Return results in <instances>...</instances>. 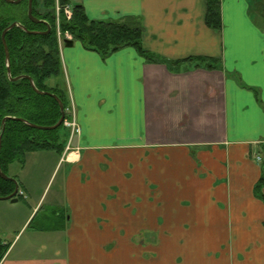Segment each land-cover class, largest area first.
Masks as SVG:
<instances>
[{"label": "crops", "instance_id": "obj_1", "mask_svg": "<svg viewBox=\"0 0 264 264\" xmlns=\"http://www.w3.org/2000/svg\"><path fill=\"white\" fill-rule=\"evenodd\" d=\"M68 1L91 20L136 17L152 55L217 59V68L172 71L133 47L102 57L60 45L79 133L43 181L28 172L37 152L21 170L8 165L28 214L0 228L10 244L0 264H264V201L254 193L264 174V24L252 17L264 0H221L219 31L205 24V0ZM57 203L69 212L61 247L50 245L49 212L32 227L45 251L16 249L35 210L32 220ZM141 229L155 235L152 259L131 256L120 235Z\"/></svg>", "mask_w": 264, "mask_h": 264}, {"label": "trees", "instance_id": "obj_2", "mask_svg": "<svg viewBox=\"0 0 264 264\" xmlns=\"http://www.w3.org/2000/svg\"><path fill=\"white\" fill-rule=\"evenodd\" d=\"M205 24L212 30L222 28L221 0H205ZM61 7L71 5L68 0H58ZM38 6V9L34 8ZM71 17L66 19L63 12L58 13V28L78 42L84 49L96 52L102 57L124 47H133L147 62L165 63L172 71H178L185 62L203 64L208 69H215L217 59L187 58L181 61H166L145 51L142 47L143 26L136 17L122 20H91L81 4H72ZM27 0L19 4H8L0 0V34L11 23L17 22L28 31L45 30L43 25H35L26 15ZM258 12L264 24V5L258 6ZM33 15L47 22L50 30L45 35L27 34L20 28H13L5 35L9 54L10 78L29 76L37 90L49 92L58 97L64 110L69 105L64 69L60 57V45L56 35L55 0H34ZM55 79L50 86L47 81ZM7 119L4 124L3 119ZM13 118L24 119L38 126H53L60 118L57 101L46 95L35 93L28 80L10 81L7 75L4 49L0 39V167L7 174L8 165L15 161L20 164L28 153L51 151L61 154L65 148L66 129L61 125L56 130H37L28 127ZM9 176V175H8ZM264 174L255 185L254 193L264 201L262 188ZM14 185L9 180L0 178V198L10 195ZM10 244L0 238V262L5 257Z\"/></svg>", "mask_w": 264, "mask_h": 264}, {"label": "rangeland", "instance_id": "obj_3", "mask_svg": "<svg viewBox=\"0 0 264 264\" xmlns=\"http://www.w3.org/2000/svg\"><path fill=\"white\" fill-rule=\"evenodd\" d=\"M252 17L257 22V23L255 22V24L259 28L263 29L261 27L262 18L260 14L259 15L256 14L255 16L253 13ZM54 82H55V79H50L47 81V83L50 86H52ZM66 90H67L68 99H69V105L67 106L68 108L71 105V99H70V91L67 86V83H66ZM67 140H68V136L66 135L64 143H66ZM27 157H28V160H26V157L24 160H26L27 162L28 172L32 175V177L37 176L38 181H43L44 178H48V175L50 174L51 165L56 161V159L58 158V155L51 151H44V152H37L35 154H29ZM37 159L40 161L35 162V160ZM12 164H13V167H15L17 170H21L20 167L22 164H20L18 161L13 162ZM55 175L56 173L54 174V177ZM54 177L50 181V187H51L50 194L58 186L61 173L57 174L55 180H54ZM56 206L58 208H55V209H52V207L50 206V211L49 209H40L37 218L32 220L33 216L35 215L38 209L35 210L32 217L29 219V221L26 224V227H27V225L30 223V227L27 228L25 232L23 230L18 235L17 239L14 241V244H15V242L20 237L16 245V249H19L20 247L24 245L29 246V244L30 245L32 244L35 248V251H32V252L38 253L40 251L42 252L45 251L43 248L44 246L38 245L39 241L33 238L34 229L32 227H34L35 224L39 222L40 218L43 215H46L49 212H50V221L49 222L44 221L43 223L46 226H48V228H50V245H52V247H55V245L57 244L59 247H61L59 245L58 240H61V238H63L62 240L63 243L65 241V235H66L65 224L67 223L69 212L67 209L63 208L62 203H57ZM26 213L28 214V210H27L26 204L23 203V200L19 199L18 202L12 203V204H10V202L0 200V220L5 221V222L2 221L1 223L2 226H0V228L1 227L3 228L5 226L8 229L12 227L17 229L19 227L18 225L21 224V222L24 220L25 216L27 215ZM58 213L60 215H58ZM123 233L127 236L129 245H131V249H132L131 256L138 257L139 255H141V258H144V259H148V258L152 259L155 256L154 253L149 252L148 250L150 244L152 245L154 243V240H153L154 233L152 232L149 233L148 229H141V230L134 231L132 233H127V232L122 231L120 235L123 236ZM3 237L5 238V240H8V241H11L13 239V235H10L8 238L5 235H3ZM46 237L47 235L44 236L43 238L46 239ZM37 246H40V247L37 248ZM113 247L114 246H111V245L103 246L104 254H110ZM29 251L31 252V250ZM122 258L123 256H120V259Z\"/></svg>", "mask_w": 264, "mask_h": 264}, {"label": "water", "instance_id": "obj_4", "mask_svg": "<svg viewBox=\"0 0 264 264\" xmlns=\"http://www.w3.org/2000/svg\"><path fill=\"white\" fill-rule=\"evenodd\" d=\"M4 2L8 3V4H19L21 0H3ZM32 1L33 0H28V5H27V17L29 18V20H31L33 23H41V24H44L47 26V31L46 32H35V31H28L26 28H24L22 25H20L19 23L17 22H13L11 23L8 27H6L0 34V39H1V43H2V46H3V49H4V54H5V61H6V65H7V75L10 79V81L12 82H15L19 79H26L28 80L29 84H30V87L32 88V90L37 93V94H40V95H46V96H50L52 98H54L57 103H58V106H59V112H60V118L59 120L57 121V123L53 126H38V125H33V124H30L29 122H27L26 120L24 119H19V118H13V120H16V121H19V122H22L24 123L25 125H27L28 127L30 128H33V129H37V130H56L57 128H59L61 125H62V122L64 120V117H65V113H64V107H63V104L62 102L58 99V97L52 93H49V92H42V91H39L36 89V87L34 86L33 84V81L32 79L29 77V76H26V75H22V76H18V77H15V78H10V69H9V54H8V49H7V45H6V41H5V35L6 33L17 27V28H20L21 30L25 31L27 34H32V35H35V34H40V35H45L49 32V26L47 25L46 22H43V21H40L38 19H36L33 15H32ZM74 41L72 39H64L63 41V44H64V47L66 48H69V47H72ZM7 119H12V118H5L3 119L2 123L4 124V122L7 120ZM0 148H1V135H0ZM0 178L2 180H9L13 183L14 185V190L13 192L6 196V197H3V198H0V200H9L11 203H16L18 200L16 198V196L18 195V183L16 182V180L12 177H9L8 175H6L2 170H1V167H0Z\"/></svg>", "mask_w": 264, "mask_h": 264}, {"label": "built area", "instance_id": "obj_5", "mask_svg": "<svg viewBox=\"0 0 264 264\" xmlns=\"http://www.w3.org/2000/svg\"><path fill=\"white\" fill-rule=\"evenodd\" d=\"M60 10L63 12L66 19H70L72 13H71V7L69 5H65V6L61 7V9H60V5L58 4V0H55L56 35H57V40H58L59 45H62L64 39H71V36L67 33H65L64 35H61V33L59 32L58 13L60 12ZM64 113H65V117H64V120L62 122V125L67 130V133H68V143L66 146V149L68 150L69 144L71 143L73 136L76 135L77 133H79V128H78V125H77L76 120H75V110H74V106H73L72 101H71L70 107L66 108L64 110ZM258 160H260V158H258Z\"/></svg>", "mask_w": 264, "mask_h": 264}, {"label": "flooded vegetation", "instance_id": "obj_6", "mask_svg": "<svg viewBox=\"0 0 264 264\" xmlns=\"http://www.w3.org/2000/svg\"><path fill=\"white\" fill-rule=\"evenodd\" d=\"M22 1V0H21ZM35 1H37V3H38V1L39 0H35ZM33 2H34V0L32 1V6H33ZM27 5H28V0H27ZM34 8H36V9H38V6H35L34 5ZM39 10V9H38ZM26 15H27V9H26ZM32 15H33V13H32ZM36 19H38V20H40V21H43V22H46V21H44V20H42V19H40L39 17H38V15H33ZM28 18V17H27ZM29 19V18H28ZM31 23H33L31 20H29ZM47 23V22H46ZM33 24H35V25H37V26H39V25H43V26H45V30H42V29H37L38 31H35V32H46L47 31V26L46 25H44V24H41V23H33ZM48 25V24H47ZM49 26V25H48ZM49 30H50V27H49ZM1 238V237H0ZM2 239V238H1Z\"/></svg>", "mask_w": 264, "mask_h": 264}]
</instances>
